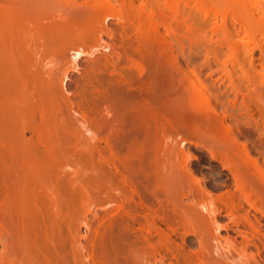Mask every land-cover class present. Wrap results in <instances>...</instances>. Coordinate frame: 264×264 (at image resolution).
Returning a JSON list of instances; mask_svg holds the SVG:
<instances>
[{
	"label": "rangeland",
	"instance_id": "374dc122",
	"mask_svg": "<svg viewBox=\"0 0 264 264\" xmlns=\"http://www.w3.org/2000/svg\"><path fill=\"white\" fill-rule=\"evenodd\" d=\"M122 1L125 0H117L119 3ZM77 2L80 4L81 0H76ZM39 4L46 6L50 13H55L58 7L65 3L63 0L59 2L39 0ZM132 10L133 13H130L128 10L116 7L115 11H110L108 20L104 15L100 16V25L103 23V27L106 25L105 28L109 29L110 33L112 32V40L114 42L117 40L115 43L104 34L102 36L99 34L100 37L98 35L100 40L92 38L93 35H87L94 33L87 29L85 26L87 23L82 22L85 27L82 28L80 25V28L82 30L86 28L88 33L82 30L81 33L86 32L87 41L83 40L82 36L85 42L80 39L82 44L77 46L78 44L73 43L76 47L71 45L73 47L71 49H74L73 51L80 49L88 55L85 54L74 68L75 63H71L73 55L71 52L73 51L69 52L71 49L67 50L68 53L67 51L62 54L57 52V55L56 51L54 53L52 50L43 61V70L48 73V78L50 77L53 83L59 84L60 81L62 83V80L66 78L64 91L60 90L63 94L68 90L76 91V83L81 84L78 86L80 89L83 85H85L84 88L89 89L88 77L93 81L94 86L102 87L101 91L106 92L107 89L111 91L115 87L116 79L114 80L115 75H111L110 72L117 69V71L122 70L120 68L123 67L125 71L128 65V62H125V66L124 57L121 61L115 58L117 53L115 50L121 53L125 48L128 49L127 54L131 52V56L135 53L139 54L138 49H134L138 47L136 46L137 41L132 38L140 33V37L137 36L140 41L142 35V37L145 36L144 38L148 36L154 38L148 37L152 39V43L147 38L153 45L148 51L151 55L145 54L148 62L145 61L143 64L147 63L145 71L156 72L159 75L158 79H162L160 80L162 84L161 82L159 84L160 87L163 86V90L162 88L161 92L151 91V88L148 90L145 83L144 85L143 83L138 84L140 86L135 85L133 90L130 89L127 108L123 112L126 115H119L120 111L115 109L111 116L105 117L103 110L106 107L107 102L104 103L107 101L106 98L96 97L99 100L97 102L95 100V103L92 98L94 95L88 94L90 90L87 89L86 94V88L81 89L85 93H79L86 94L84 103L98 112L100 124L104 121L110 124H102L104 126L102 130H97L96 126L90 128L94 125H88V127L85 124L87 129L76 121L74 124L71 120L75 116L69 114V112L72 113L71 111L65 114L64 106H61L63 103L59 101L65 120L71 121L73 125L69 123L75 132L72 131L77 134L81 142L84 144V141L87 143L88 140L90 143L95 142L106 158L108 151L103 142H98L99 138L104 135L117 137L125 131L138 133L136 140L141 141L139 144L145 146V149L143 146V148L139 145L135 146L134 143L132 146L135 148H130V151L133 152L139 148L136 154H139L140 150H142L140 153L142 157L143 150L145 154H148L146 155L147 160L143 158L145 164L148 165L143 166L145 165L143 161L141 163L143 169L148 167L149 172L145 173L144 169L143 174L138 173L140 185L146 186V192L143 194L144 203L147 206L145 213L148 216L154 215L158 209V200L159 212L164 220L163 222L157 221L158 229L152 230L154 234L150 238V244L157 249V252L155 253L149 246L138 256L146 264H157L159 260L162 264H197L202 260L207 264H235L224 260L221 256L220 252L225 251L221 248L225 245V240H229L236 247L246 243L247 252L253 257L248 260V263L264 264V184L260 182L252 184L242 169L240 161L234 155L236 150L240 151L245 148L250 158L256 160L264 174V0H132ZM151 12L154 15L149 19ZM133 25L138 26L140 30H137L140 32L136 33ZM130 40L133 42H129ZM100 41L104 46H110L109 50H105L102 45L103 47L98 51L96 47ZM128 44H132L131 48ZM112 46L115 48L111 49ZM112 54H114L113 57ZM106 56L110 57V60ZM93 58H97L98 62L99 59L100 61L103 59V63H99L101 71L96 72L97 77H93L91 72L88 73L90 70L85 69H89L88 66ZM105 59L107 61H104ZM130 70H127V73L133 70L134 74L136 73L134 68ZM83 74H91V76L88 75L84 79ZM133 76L136 79V74ZM192 81L198 83V88L192 87ZM78 88L77 90L80 91ZM73 93L75 94L74 91ZM72 94L71 98L80 97L78 93H76L77 97ZM108 95L109 93L106 94ZM75 98L72 99L73 102L81 97L76 101ZM134 121H136L135 124ZM137 141L136 144H138ZM81 142L79 141V144ZM121 150L127 151L126 149ZM130 153L128 159L120 155L126 160L121 159L124 162L133 157L137 159V156H133L132 153L133 157H129ZM80 154L82 158L83 153ZM141 156H138L139 160ZM182 156L186 159L185 169L181 166ZM226 156L233 158L235 162L233 166L244 176L252 192V206L247 204L242 197H239L240 205L235 198L233 204L229 198H223V202L216 200L223 196L226 190L230 192L234 190L230 175L222 168L221 161H224ZM80 158L79 164L73 165L72 163V166L76 169L75 177L83 196L81 197L79 192L68 193L62 201L61 212L58 216L61 233H63L62 238L66 240L67 224L75 229L79 228V239L81 245L86 247L85 254L88 255L85 264H105L107 261H111L112 264H126L131 249L128 237L121 240V246H118L115 251L105 252L101 249L103 237L105 240L119 229L120 220L118 223V218L115 220L113 217H121L125 212L130 211L127 205L124 211L117 210L119 205L117 202H120L117 194L121 195H118L119 197L124 195L118 179L120 177H112L105 165L101 169L97 155L92 159L93 162L83 158L81 161ZM134 159L131 161H137ZM130 163L125 166H130ZM149 165H155L157 173L152 172ZM67 170L72 171L70 168ZM100 175L106 177V180L104 177V181L102 180L105 184L99 181ZM261 178L264 179V175ZM153 180L159 181L160 188L153 189ZM170 180L178 183L173 189L167 185ZM143 187L140 189V186L139 189L144 190ZM205 197H211L219 208L216 220L221 228L217 231L214 230L215 225L207 213L195 204L196 201ZM226 209L233 211V218L227 216ZM234 209H237V212ZM84 216L87 217V228L82 223ZM244 217H247L250 224L244 221ZM232 219L234 222L238 221V224H234ZM225 225L228 226L227 230L223 228ZM245 236L246 240L243 239ZM160 242L163 244L162 247L159 246ZM3 255L4 258L11 257L7 249Z\"/></svg>",
	"mask_w": 264,
	"mask_h": 264
},
{
	"label": "bare ground",
	"instance_id": "6f19581e",
	"mask_svg": "<svg viewBox=\"0 0 264 264\" xmlns=\"http://www.w3.org/2000/svg\"><path fill=\"white\" fill-rule=\"evenodd\" d=\"M53 1L59 2L61 0ZM71 1L63 0L65 4L59 6L55 13H50L46 6L39 4V0H0V264H85L88 255L85 254L87 252L86 247L81 245L78 234L79 228L75 229L73 226L67 224L66 240H64L65 238H62L63 233H61L62 229L58 220L62 201L65 200L68 193L79 192L80 196H83L81 187L75 177L77 174L76 169L72 166V163L73 165L79 164L80 153H83L82 158L86 159V161H92L94 156L97 155L101 169H103L102 166H106V168L108 167L107 171L112 174V177H120L118 179L122 190H124V195L119 197L121 195L117 194L121 202H117V205L119 203L117 210L124 211L125 205L130 208V211L125 212L123 216L113 217L114 219L118 218L117 221L120 220V225L118 224L119 229L114 234L109 235L105 240L102 236L103 234L101 235L103 237L101 240V249L105 252L115 251L118 246H121V240L128 237L131 249L126 264H146L138 256L149 246L155 253L157 252V249L150 244V238L154 234L152 230L158 229L157 221L163 222L164 220L159 212L160 203L157 198L158 209L154 215L148 216L145 213L147 206L144 203L143 194L146 192V186L144 185L143 187L140 185L138 181L140 175L138 173H144L146 167L143 169L142 163L145 164L144 159L148 154H145L144 150L143 157L140 154L142 150H140V155L136 154L139 148L138 150H133V152L130 151V148H135L137 145L145 149V146H140L141 141L136 140V137L138 139V133L136 131H132L131 133L125 131L122 135L117 136L119 138L112 137V135H104L99 138L98 142H103L108 151L109 157L107 156L106 158L100 152L95 142L90 143V140H88L90 144L88 142L86 143V141H84L85 144L81 142L71 126L76 121L83 127H85V124L87 126L94 125V127L92 126L90 128H95L96 126L97 130H102L104 127L102 124L106 125L108 123L104 121L100 124V117L97 115L98 112L92 106L89 107L87 104V107L86 103H84L85 95L88 93L86 91L88 90H90L88 94L94 95H92L94 102L95 100L97 102L99 100L97 98H100V96L102 99L106 98L107 101L104 100V103H107L103 110L105 117L111 116L115 109L120 111L119 115H126L123 112L127 108L130 89L133 90L135 85L137 86L141 83L144 85L145 83L148 90L150 88L151 91L155 92H161L163 90V86L161 85L162 87H160L159 84L161 82L160 80H162L158 79L160 78L159 75L156 72L148 73V70L145 71L147 63L145 65L143 64L147 60L145 54H148L150 46L153 45L151 43L154 38L148 36L152 38L150 39L146 36L151 42L149 43L147 38H144L145 36L142 37V35L140 41V33H137V31L140 32V28L133 25V28L136 29L135 32L139 35L137 37L138 35L136 34L137 36L132 38L134 41H137L136 46L138 45L134 49H138L139 54H136L134 50L136 55H133L137 57L134 58L133 55L131 56V52H129L130 55L129 53L127 54L128 49L124 48L125 50L123 49L121 56V53H118L117 49L115 50L117 52L115 58L121 61V58L123 59L124 57L123 61L125 60L124 63L128 62V69L125 67V71H123V67L120 68L122 70L117 71V69L110 72L111 75L114 74L116 76H114V80L116 79L114 81V89H111V91L107 89L109 95L106 96L108 94L107 91H101L100 88L102 87L99 88L92 84L93 81H91L88 75L91 76L92 74L93 77L96 76V72L99 73L101 71L99 69V63L103 61V59L102 61L99 59L98 62L96 60L97 58H93L88 66L89 69L85 68L86 70H90L88 73L91 72V74H83L84 79L86 77L89 78V80L87 78V82L90 88L85 87L86 94L84 95L85 92L84 90L81 91V89H85V85L81 86L80 89L78 86L81 84L76 83L77 85H75L73 82V87L75 85L80 90L78 91L75 87L77 92L73 90L75 92L73 94L76 96V93H78V97H81H79L80 99L74 97L75 101L79 100L73 102L72 99L74 98L70 97L73 91H65L64 94L66 93V95L60 92L61 89L64 91L63 86L66 83V78L62 80V83H60L61 81L59 84L57 82L53 83L50 77L48 78V73L43 70V61L46 55L52 50L54 53L56 51V55L57 52L62 54L64 51L66 52L73 48L72 46H75L73 43L78 44L77 46L81 45L80 39L82 40V36L84 37L83 40L87 41L85 39L86 28L82 30L80 28L81 26L82 28L87 26L89 31H93L95 36L97 35L95 37L94 34H87L93 35L92 38L97 39L99 34L101 36L104 34L112 40V32L110 33V30L105 28L106 25L103 27V23L100 25V16L104 15L106 20H108L110 11H115L116 7L126 11L128 10L130 13H133V10L132 0H125L120 3L117 0H96L93 2L91 0H81L80 4L78 2L76 3V0ZM153 15V12H151L148 18L151 19ZM82 22L87 23V25L83 26L82 24L84 23ZM137 23L139 25V22ZM81 30L86 32H83V34ZM98 39L100 40L101 38ZM83 40L82 42H85ZM133 40L129 42H133ZM95 41L98 42V40ZM112 42L115 43L113 40ZM100 43L99 45L97 43L98 46L96 45L98 51L104 46V44ZM112 47L111 49L115 48ZM108 48L110 46H104L105 50ZM73 50L71 49L69 52ZM76 50L73 51L74 53L71 52L73 54L71 63H75L74 68L77 67L78 61L86 54V52L80 49L79 51ZM113 55L111 56L113 57ZM148 55L150 56L151 54ZM61 59L63 60V58ZM107 59L110 60V57ZM107 59L104 61H107ZM130 68L135 69L136 79L133 78V75H135L134 70L133 72L128 71L127 73V70H130ZM86 70L85 72H87ZM144 71L146 78L142 76ZM132 73L133 75H131ZM93 79L95 80V78ZM142 79L144 82L140 81ZM65 85L69 86L68 84ZM191 85L194 89L198 88V83L195 81H192ZM67 88L65 89L67 90ZM79 92L84 93L80 94ZM59 101L63 103L61 106H64L62 107L65 109V112L59 106ZM68 111L73 113L69 112L71 116H75V118L73 117L75 120L73 118L71 120L74 121L72 123L68 119L65 120L66 118L63 115V112L66 114ZM133 123L135 124L136 121ZM87 126L85 128L88 129L89 126ZM86 131L88 132V130ZM79 141L82 145L79 144ZM136 141L138 144H136ZM134 143L135 146H132ZM121 149H126L127 151L124 150V152ZM130 152L133 156H137V159ZM129 153V157L132 156L138 163L137 161L132 162V158L126 162L121 159L124 157L128 159ZM120 155H124V157H120ZM210 155L213 157L211 151ZM234 155L240 161L242 169L246 176L248 175L249 177V181L254 185L256 182H260L263 185L264 179L261 177L264 174L256 160L250 158L247 150L245 148H242L240 151L236 150ZM138 156L142 158L139 160L140 157ZM74 157L76 159L78 158V161L76 159L73 160L72 158ZM182 157L181 166L185 169L186 159L184 156ZM82 158H80L81 161ZM223 160L221 161L222 168L230 175L234 190L231 192L226 190L223 196L216 198V200L223 202V198H229L233 204V199L235 198L238 201V205H240L239 197H242L247 204L252 206V192L244 176L233 166L235 163L233 158L231 157L230 159L229 156H226ZM141 161L143 162L141 163ZM117 162L122 165L119 166ZM129 162H131V165L134 163V165L132 167H130L131 165L125 166L127 163L129 165ZM147 165L145 164L143 166ZM67 168L72 169V171H68ZM149 169L157 173V167L155 165H151ZM125 171H128V174ZM147 171L148 167L145 169V173L149 172ZM219 172L221 173V171ZM102 175L99 177L100 180L98 179L101 182L104 179L106 180V177ZM154 180L152 182L154 183L152 184L153 189L160 188L159 181L156 180V182ZM174 181L170 180L167 183L169 188L173 189L176 187L178 183ZM97 183L100 184L99 182ZM140 186V189L143 187L144 190H140ZM195 204L205 211L211 221H213L215 231L221 228V225L216 220L219 208L211 197L200 199ZM225 211L227 216L234 217L232 210L226 209ZM234 211L237 212V209H234ZM86 219L87 217L84 216L82 223L87 228L88 222ZM244 221L250 224L247 217H244ZM232 222H234L233 219ZM234 224L237 225L238 221H235ZM135 225L138 226L135 227ZM223 228L227 230L228 226L225 225ZM243 239L246 240L247 237L245 236ZM224 244L221 248L225 251L220 252L224 260L232 261L235 264H249L248 260L253 259L252 255L247 252L248 248H246V243L239 244L236 247L229 240H225ZM159 246L162 247L163 244L160 242ZM6 249L11 254V257L4 258L3 252ZM226 252L228 253L225 254ZM105 264H112V262L107 261ZM157 264H162L161 260ZM197 264H207V262L202 260Z\"/></svg>",
	"mask_w": 264,
	"mask_h": 264
}]
</instances>
